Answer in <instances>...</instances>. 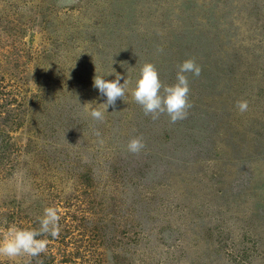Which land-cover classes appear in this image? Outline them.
<instances>
[{"label": "rangeland", "instance_id": "obj_1", "mask_svg": "<svg viewBox=\"0 0 264 264\" xmlns=\"http://www.w3.org/2000/svg\"><path fill=\"white\" fill-rule=\"evenodd\" d=\"M186 59L187 118L146 116L141 65ZM48 206L47 251L0 264H264V0H0V234Z\"/></svg>", "mask_w": 264, "mask_h": 264}, {"label": "clouds", "instance_id": "obj_2", "mask_svg": "<svg viewBox=\"0 0 264 264\" xmlns=\"http://www.w3.org/2000/svg\"><path fill=\"white\" fill-rule=\"evenodd\" d=\"M162 51V49H160ZM94 62V61H93ZM175 82L164 84L159 77L156 66L151 62L141 65L131 96L141 106L146 116L153 120L161 115H167L171 123L186 119L188 110L192 107L189 101L188 73L194 76L201 74L200 66L193 59H186L177 66ZM115 75L114 80H106L104 77L95 75L93 87L99 91L100 97L106 98L104 110L93 106L95 102L86 103L89 115L96 121L104 120V112L109 107L115 109L118 100H124L129 81L112 68L109 75ZM124 80V83H121ZM236 107L243 113L248 110L246 100L237 101ZM145 148L142 138L135 137L128 141L127 150L138 154ZM39 228H24L12 224L0 234V257L8 260H16L19 257H37L47 251L48 240L39 237L50 235L58 237L60 232L61 216L55 206L44 208L43 215L37 218Z\"/></svg>", "mask_w": 264, "mask_h": 264}]
</instances>
